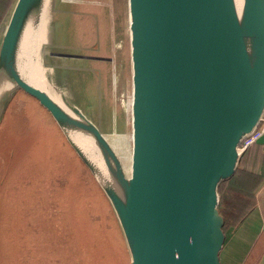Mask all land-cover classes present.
Wrapping results in <instances>:
<instances>
[{
    "label": "water",
    "instance_id": "1",
    "mask_svg": "<svg viewBox=\"0 0 264 264\" xmlns=\"http://www.w3.org/2000/svg\"><path fill=\"white\" fill-rule=\"evenodd\" d=\"M55 1L14 0L6 17L0 125L18 92L51 116L107 200L129 264H222L219 187L264 117V0H126L128 158L119 123L69 95L70 61L104 60L67 51L73 12L49 24Z\"/></svg>",
    "mask_w": 264,
    "mask_h": 264
},
{
    "label": "rangeland",
    "instance_id": "2",
    "mask_svg": "<svg viewBox=\"0 0 264 264\" xmlns=\"http://www.w3.org/2000/svg\"><path fill=\"white\" fill-rule=\"evenodd\" d=\"M63 1L60 6L54 2L49 24L53 21L58 24L60 20L66 23L67 19L60 17L63 18V10L71 6L75 22L74 42L67 51L104 60L70 61L69 95L82 100L83 105L98 104L103 123L107 118L119 123L122 155L128 158L131 83L125 30L126 0L115 3L112 0ZM63 36L64 33L58 35L59 38ZM26 102L31 105H25ZM93 116L98 120L97 113ZM262 141L263 138L258 142ZM0 170L6 171V175L0 172V177L4 178L2 182L0 178V264H41L38 251H45L52 264L53 261L55 264H104L105 255L112 264H129L127 253L118 250L123 240L101 190L54 124L38 110L35 101L23 93L15 95L0 125ZM9 186H16L17 213L12 218L10 208L14 203V192L7 191ZM80 191L81 203L87 213L99 207V222L95 223L97 234L92 233L94 221L87 223L88 214L80 211L79 202L70 208L72 199L79 196ZM45 204L49 208L54 206L55 216L51 219L43 218L39 224L24 223L20 219L24 215L31 217L35 208ZM48 223L59 231L51 232ZM32 230L41 236L50 232L59 246L52 248L47 245V239H42L38 248L26 238ZM65 249H69L70 254L64 255ZM88 256L95 261H90Z\"/></svg>",
    "mask_w": 264,
    "mask_h": 264
},
{
    "label": "trees",
    "instance_id": "3",
    "mask_svg": "<svg viewBox=\"0 0 264 264\" xmlns=\"http://www.w3.org/2000/svg\"><path fill=\"white\" fill-rule=\"evenodd\" d=\"M13 2L14 0H0V34L4 28L3 20L7 17ZM19 93H23V92H19ZM31 99L35 101L38 107V110H40L46 116V118L52 123V125L54 124V127H56V129L58 130V133L64 139L60 130L57 128L55 122L52 120L51 116L41 106H39V104L37 103L35 99L33 98ZM25 105H31V102H26ZM0 172L6 175L5 173L6 171L0 170ZM90 177L92 178L91 175ZM0 178L2 182L4 178L3 177H0ZM93 182L96 184L94 180ZM263 184H264V146L257 142L251 145L250 147H248L246 150H244L240 158L239 165H238V168L235 174L229 180L223 182L219 187V194H220L219 210L221 214L224 216V220H225L224 232L226 234V241H225L224 247L221 252L222 264H226V252L228 251V246L232 240V235L235 232H238L239 230H241L242 232L247 231L246 223L253 216V211H254L253 209L256 207V204H257L256 195H257V192L260 190V188L263 186ZM15 190H16V186H9L7 189L8 192L10 191L14 192ZM15 196L16 194L14 192V201H13L14 203L11 205V208H10L11 213H12L11 218L17 213L16 206H15ZM81 199H82V195L80 191L79 196H75L72 199L70 208L75 207L77 203L79 202L80 211H83L86 214H88L89 218L87 220V223L94 221L92 225V229H91V224H90L89 229H91L93 234H97L98 230L95 228V223L99 222V218H98L99 217V207L97 208L94 207L93 210H90L87 213V210L84 209L83 204L81 203ZM53 208H54L53 205L50 208L48 207L47 204L41 205L40 208L38 207L34 209L33 215L31 217L24 215V216H20V219L24 221V223L39 224V222L41 223L43 221V218H45L46 220H49L53 216H55L53 215ZM48 225H49V230L51 232L59 231L57 228H55V225L51 223H48ZM32 231H29V232H32ZM43 234H45L46 236H49V239L47 241L49 242V245L52 246V248H57L59 246V243L56 242L55 244V241L53 240L50 232H45ZM27 237H28V234H27ZM241 241H242L241 246L243 249L236 251V254L234 253L236 255L235 264H239L238 259H240V257L244 256L247 253L246 252L247 249L253 243L252 242L248 246L249 242L253 240L251 239L243 240L242 239ZM40 244L42 245V239H40ZM67 248L69 247L67 246ZM118 250L121 253L122 252L124 254L127 253L125 252V246L122 241L120 242ZM39 252H40L39 258H40V261H42L41 264H52V262L48 260V258L45 256V251H43V253L41 251ZM65 254H70V250L65 249L64 255ZM88 259L90 261L93 260V262L95 261L94 259L91 260L89 256H88ZM102 261H103L102 263L104 264L105 263L112 264L110 258L107 255L104 256V259ZM53 264H55V261H53Z\"/></svg>",
    "mask_w": 264,
    "mask_h": 264
},
{
    "label": "crops",
    "instance_id": "4",
    "mask_svg": "<svg viewBox=\"0 0 264 264\" xmlns=\"http://www.w3.org/2000/svg\"><path fill=\"white\" fill-rule=\"evenodd\" d=\"M6 18L3 20V24ZM263 141L258 142L264 146V135L262 136ZM261 138V139H262ZM256 207L253 209V216L247 221L246 232L239 230L232 235V240L228 246V251L226 252V264H235L236 263V251L242 250V239L253 241L249 242L248 246H251L247 249V253L240 257L239 264H264V184L257 192L256 195ZM27 239L38 248H40V239H49V236L39 234L38 232H29ZM49 245V242L48 244ZM39 252V251H38ZM37 252V253H38ZM235 253V254H234ZM38 262L42 263L39 258L38 253Z\"/></svg>",
    "mask_w": 264,
    "mask_h": 264
},
{
    "label": "built area",
    "instance_id": "5",
    "mask_svg": "<svg viewBox=\"0 0 264 264\" xmlns=\"http://www.w3.org/2000/svg\"><path fill=\"white\" fill-rule=\"evenodd\" d=\"M263 135H264V117L261 123L259 124V126L250 135H248L242 140L240 144V148L244 152V150H246L248 147L257 143L262 138Z\"/></svg>",
    "mask_w": 264,
    "mask_h": 264
},
{
    "label": "bare ground",
    "instance_id": "6",
    "mask_svg": "<svg viewBox=\"0 0 264 264\" xmlns=\"http://www.w3.org/2000/svg\"><path fill=\"white\" fill-rule=\"evenodd\" d=\"M41 33H42V32H40V34H39V39H40V37H41ZM37 42L39 43V40H38ZM38 43H37V45H38ZM39 80H40V83H39V84L42 85L43 77H39Z\"/></svg>",
    "mask_w": 264,
    "mask_h": 264
}]
</instances>
